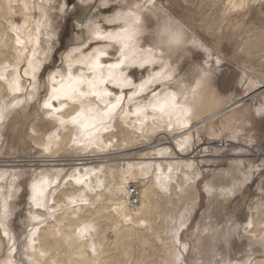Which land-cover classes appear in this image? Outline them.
I'll use <instances>...</instances> for the list:
<instances>
[{
	"label": "bare ground",
	"instance_id": "obj_1",
	"mask_svg": "<svg viewBox=\"0 0 264 264\" xmlns=\"http://www.w3.org/2000/svg\"><path fill=\"white\" fill-rule=\"evenodd\" d=\"M42 1L39 3L41 10L40 22L33 26L34 20H32L31 11L35 0H0V114L2 108L9 105L7 100L9 95L19 93L27 85L28 80L30 82L34 81L32 85L36 83L42 64H44L42 62L48 48V43L45 42L47 37L54 32L52 31V25L48 24V3ZM81 1L89 6V3H87L89 0ZM72 6V10L78 9V2ZM123 10L127 13L126 17H124ZM92 11L95 13L94 9ZM93 12L91 16L94 15ZM18 13H23L22 25H18V22L14 20ZM150 17L152 15L149 11L141 10L131 2L122 5L121 10L107 17V20L116 21L120 24L117 32H110L103 25L100 26L101 29L92 32L95 36L97 35V38L100 37L103 41L107 40V43L99 45L88 52H83V45L78 44L70 52L67 51L64 70H60L58 74L54 72L48 78L50 93L43 105L47 116L51 117L52 122L57 124L58 130L46 136L47 139L42 147H46L50 152L55 148H59L61 144L68 145L73 141L77 143L78 148L90 152L87 155L74 158V160L82 161L80 163L84 165L83 167H77L74 170L75 172L73 171V179L69 182L79 188L69 193H64L62 189L59 191V188L51 186L60 178L62 171L61 168L52 167L58 165L57 161H60L57 155H48L47 158L43 159L47 168L41 169L36 177L34 176L31 186L32 195L30 202L28 201L35 208L28 210L25 216L23 215L20 219L21 225L23 224L25 227L23 233L29 250L26 255H28V259H31L30 263L32 261L33 264L107 263L109 259L104 256L105 247L106 244H112L110 240L115 237V234H112L110 228L101 225L104 217H116L115 226L113 227L115 231L123 228L119 226L121 222H124L130 230H133L134 227H151L152 220L150 219L159 203L165 198V190L169 188L168 190L172 194L178 193L179 188H186L189 180L194 178L193 173L198 170L195 174H199L204 170L203 166L201 167L204 160H197L198 157H204L200 155V152L205 149L210 150V148L217 149L222 145H217V147L211 145L199 146L197 141L201 136L200 133L204 132L209 123L225 113L234 111L237 107L245 104L253 95L251 94L249 97L235 102L207 118L197 117V114L194 115L196 106L201 101V97H199L201 91L200 94L197 92L200 87L197 86L200 85L199 81L202 73L191 64L186 71L177 76L182 67V59L185 57L180 48L185 45L186 39L183 37L180 27L179 29L173 28L165 22L163 30L161 31L160 28L157 30V41L146 39V35L153 32L150 30L148 32L146 28H149L147 23L151 22ZM85 19L89 18L85 17ZM136 20L139 23H135ZM94 23L96 24V22ZM48 25L49 28L44 27ZM84 36L87 37L86 34ZM77 40H80V37ZM110 48L116 49L115 55L110 52ZM110 56H113V58L106 59ZM156 64L159 65L157 69L154 68ZM136 66L149 68L145 79L140 80L139 83L131 75V69ZM158 82H161L159 90L156 88L157 91L152 92L150 100L140 101L141 95L156 86ZM107 83H111L119 89L110 88ZM126 88L130 89V98L126 107L121 108L126 96ZM262 90L264 91V88ZM31 93L35 95V92ZM55 100L58 101L59 105L56 106ZM18 102L20 101L18 100ZM121 109L122 112L120 113ZM257 109L259 108L257 107ZM254 112L252 113L254 114ZM259 112L263 114L264 109ZM184 123L186 124L182 125ZM237 124L234 122L235 131L231 132L236 133L237 128L242 129L241 124L239 127H237ZM254 124L255 122L246 130L254 127ZM111 128H119V132L115 133ZM150 131L154 133L156 131L163 132L167 135V138H164L158 144L148 146L147 148H152V151H147V154H154L155 150L162 156L166 155L167 158L188 151L191 156L185 159L181 157L182 159L179 160L167 158L168 160H161L160 163L159 161L153 162L154 160L145 163H132L136 155V147L133 144L138 141L137 138L147 135ZM210 135L214 138L218 134L210 132ZM114 145H118L119 148L126 147V149H116L117 151L114 154L99 152L111 146L113 148ZM254 159H236V165L240 169H246L243 175L248 180L255 179L254 170L259 163L264 162L259 158V160ZM114 161H119L118 163L122 167L114 168ZM210 164L208 163L206 167L209 168ZM176 176L177 181L173 183L172 180ZM12 183L14 182L12 181ZM100 185L104 188L97 190L95 186L99 187ZM3 188L6 189V185L0 183L1 211L5 214L9 213L8 217H11L12 210L10 211L8 197H6ZM107 198L110 199V202L106 201ZM44 207L47 211L43 209ZM112 207L113 209H110L112 214L105 213L104 210ZM8 217H3L4 220L0 221V252L3 251L2 245L5 246L3 238L7 236L11 239V244L8 243L10 244L8 249L11 255L7 258H1L0 256V264H20L13 255L17 248V241L10 224L7 223ZM123 230L125 229L123 228ZM144 231L146 232V230ZM236 232L239 235L243 234L242 237L247 239L248 246H246L248 248L244 253L246 257L243 259L244 261L238 260L240 256L234 250L233 252L236 255H233L234 253L230 254L232 257H227V261L221 264H264L263 203L257 205L256 217H253L243 228L238 226L233 234ZM209 234L211 233L209 232ZM225 234L226 236L223 235L222 239L225 241L227 248H230L229 246L232 245L234 237L232 234ZM142 241L145 243L146 236L142 237ZM115 242L113 243L115 244ZM24 245L26 244L24 243ZM223 246L225 245L223 244ZM60 247L66 249V253L61 256V263L52 253L54 249L57 250ZM233 247L235 248V246ZM131 249L135 253V250ZM110 252L112 251L110 250ZM68 253L78 255L79 258L69 257L67 256ZM107 253L109 254V252ZM107 253L105 252V254ZM127 253L125 252V254ZM129 255L131 254L129 253ZM236 256L238 257L236 258ZM178 258L179 255L175 259L169 260V264H180Z\"/></svg>",
	"mask_w": 264,
	"mask_h": 264
},
{
	"label": "rangeland",
	"instance_id": "obj_2",
	"mask_svg": "<svg viewBox=\"0 0 264 264\" xmlns=\"http://www.w3.org/2000/svg\"><path fill=\"white\" fill-rule=\"evenodd\" d=\"M40 1L35 0L34 11H31L32 20H34L33 26L40 22ZM42 2L48 3V24L52 25V31L54 32L49 37L45 36L47 37L45 43H48V48L42 62L44 64H42L39 76L35 81L36 83L33 84L34 86L32 85L34 81L30 82L28 80L27 85L25 84L26 86H24L25 88L23 87L19 93L9 95L7 98L9 105L6 108H2L0 114V183L6 185V189L3 188V190L6 197H8L10 211L12 210V216L8 217L9 213H2L0 207V221H3L5 217L10 218L9 220L7 219V223L10 224L12 233L17 241V248L13 253L15 259L20 264L34 263L33 261L30 263L31 259H28V255H26L29 250L23 233L25 227L23 224L21 225L20 219H22L23 215L25 216L28 210L35 208L29 204L32 195L31 186L37 173L41 169L47 168L43 159L47 158L48 155H57L60 161H57L58 165L52 167L61 168L62 171L60 178L51 186L59 188V191L62 189L64 193H69L79 188L69 182L73 179V171L77 167H83L84 165H81L80 162L82 161L74 160V158L87 155L90 152H85L78 148L77 143L73 141L68 145L61 144L59 148H55L50 152L46 147H42L47 139L46 136L58 130L57 124L52 122L51 117L47 116L43 105L50 93L48 78L54 72L58 74L60 70H64L67 51L70 52L78 44L83 45V52H88L99 45L107 43V40L103 41L100 37L97 38V35L95 36L92 32H95L96 29H101V25L110 32H117L120 24L116 21L107 20V17L121 10L122 5L131 2L139 9L149 11L152 15L150 17L151 22H148V25L146 24L149 28L145 27L148 32H153L148 33L146 39L157 41V30L160 28L162 31L165 23L173 28L179 29L180 27L186 43L180 48L184 52L185 57H183L184 60L182 59V67L177 76L186 71L191 64L202 73L199 81L200 85L197 86L201 88H198L197 92L200 94L201 91L202 96L198 94L201 97V101L198 102L194 115L197 114V117L207 118L222 111L229 105L249 97L251 94L253 95L252 97L250 96L245 104L209 123L204 132L200 133L201 136L197 141L199 146L211 145L217 147V145H222L217 149L210 148V150L208 149L209 151L205 149L200 152V155L204 157H198L197 160H204L201 163V167L203 166L204 170L199 172V174H195L198 170L193 173L194 178L189 180L186 188H179L180 193L171 194L170 190H168L169 188L165 190V198L159 203L156 208L157 211L155 210V213L152 214V217L156 218L151 217L150 219L152 220V228L150 226H142L143 228L134 227L132 228L133 231L124 222H121L119 226L125 230L121 228L115 231L113 227L115 226L116 217H104L101 225L110 228L112 234H115V237L110 240L112 244H106L105 252H109L110 255L104 252V256L110 262L108 261L105 264H125V262L126 264H169V260L175 259L177 255H179L178 261L180 264H221L227 261V257H232L230 254L232 255L234 250L240 256L238 260L244 261L243 259L246 257L244 253L248 248L247 239L242 237L243 234L239 235L237 232L233 234V232L238 229V226L243 228L253 217H256L257 205L259 203L264 204V174H262L264 165L257 166L254 170L255 179L248 180L243 175L246 169H240L236 165V159L255 158L254 160H256L259 158L264 160V154H262L264 153V148L253 141L257 140L254 137L256 138V132L261 129L260 118L256 114L257 107L264 105H259L261 103L259 98L264 96V91L262 90L264 88V0H89L87 3L92 8L83 4L81 0H43ZM76 2L79 5L78 9L72 10V5ZM92 9H94L95 13ZM123 11L124 17H126L127 13H125V10ZM92 12L94 15L91 16ZM85 17L89 19H85ZM23 19V13H18L14 18L18 25H22ZM135 23H139V21L136 20ZM50 26L44 27L49 28ZM85 34L89 38L84 36ZM91 34L94 36L91 37ZM81 36H83L82 39ZM79 37L80 40H77ZM73 42L76 43L74 44ZM70 47L72 48L70 49ZM110 52L115 55L117 51L114 48H110ZM172 53L174 52L172 51ZM109 58H113V56L106 57V59ZM154 68H159V65L156 64ZM148 71L149 68L136 66L131 69V75L139 83L140 80L145 79ZM107 84L110 88L119 89L111 83ZM160 85L161 82H158L156 86L146 92L147 94L141 95L140 101L146 102L150 100L152 92L159 90ZM129 91L130 89H125L127 97H124L121 108L126 107L128 103L130 98ZM247 91L249 92L245 94ZM31 92H35V95ZM254 96L259 99L258 103L254 101ZM54 103L56 106L59 105L57 100ZM121 112L122 109L120 110ZM248 119L249 121H247ZM234 122L236 124L238 122L237 127L240 124L242 126V129L237 128L236 133L231 132L235 131ZM253 122L255 124L254 127L250 128L251 131L246 130ZM111 129L115 133L119 132V128ZM111 129L109 130L111 131ZM248 131L249 133L251 132L250 143L246 142L249 135H244ZM210 132L218 135L212 138ZM240 135L244 136L241 137ZM207 136L211 137L210 143L206 144L204 142L201 145V139L203 140ZM164 138H167V135L157 131L155 133L150 131L147 135L137 138L138 141L133 144L136 147V155L132 163H145L150 160H154L153 162L159 161L160 163L161 160L171 158L179 160L183 157L185 159L191 156L188 151L185 153L181 152L182 155L181 153L174 154L167 157L168 159L166 155L162 156L155 150L156 155L154 152V154H147V151H152V148H147L148 146L158 144ZM114 146L99 152L114 154L117 150L126 149V147L119 148L118 145ZM255 150H258L261 154L257 156ZM150 156L152 159H150ZM118 162L114 161V168L122 167ZM208 163H211L209 168L206 167ZM6 170L8 171L7 173L5 172ZM4 174L6 176H3ZM175 178L172 180L173 183L177 181V176ZM95 187H97V190L104 188L101 185L99 186L100 188L98 186ZM11 189L15 191L13 192ZM106 201L110 202V199L107 198ZM106 205L108 206L109 204ZM43 209L47 211L46 207ZM110 209H113V207L104 210L105 213L112 214ZM130 231L132 232L130 233ZM225 233L227 235L232 234L234 237L232 245L229 246L230 248H227L225 241L222 239V237L226 236ZM143 236H146L145 243L147 242L148 244L142 241ZM5 238H3L5 246L2 245L3 251L0 252L1 258H7L11 255L8 249V247L10 248L11 239L7 236ZM127 240L128 242L125 243ZM128 246L129 248H127ZM131 248L135 250L136 254ZM125 252L128 253L125 254ZM52 253L58 262L61 263V256L66 253V249L65 247H60L57 250L54 249ZM73 253H68L67 256L78 259V255H72ZM226 253L227 255H225ZM235 253L233 255H236ZM241 257L243 258L241 259ZM142 258L144 259L142 260Z\"/></svg>",
	"mask_w": 264,
	"mask_h": 264
},
{
	"label": "crops",
	"instance_id": "obj_3",
	"mask_svg": "<svg viewBox=\"0 0 264 264\" xmlns=\"http://www.w3.org/2000/svg\"><path fill=\"white\" fill-rule=\"evenodd\" d=\"M249 91H247L245 94H247ZM264 97V96H263ZM259 98L260 100H261V103L259 104V105H261V104H264V98ZM251 105V104H250ZM256 105V104H255ZM252 106V105H251ZM259 109H257V117L258 118H260L259 119V121H260V126H261V129L256 133V138L254 137V139H257V140H254L255 142V144H259L262 148H264V112H263V114H260V112L259 111H263V109H264V105H261L260 107H258ZM249 126H251V125H249ZM247 128H249V127H247ZM250 131H251V129H249ZM244 135H249V137H248V139H247V141L246 142H248V143H250L249 141L251 140V132L249 133V131L248 132H246ZM243 135H241V137H242ZM210 140H211V137L210 136H207V138H204L203 140L201 139V142H200V144L201 145H203V143L205 142L206 144H209L210 143ZM254 144V145H255ZM258 145V146H259ZM255 146H257V145H255ZM259 165H264V162L262 163H259L258 164V166ZM262 174H264V170L262 171Z\"/></svg>",
	"mask_w": 264,
	"mask_h": 264
},
{
	"label": "built area",
	"instance_id": "obj_4",
	"mask_svg": "<svg viewBox=\"0 0 264 264\" xmlns=\"http://www.w3.org/2000/svg\"><path fill=\"white\" fill-rule=\"evenodd\" d=\"M254 101H255L256 103H258V102H259V99L256 98V96H254ZM255 153H256V155H258V154H259V151H258V150H255Z\"/></svg>",
	"mask_w": 264,
	"mask_h": 264
}]
</instances>
